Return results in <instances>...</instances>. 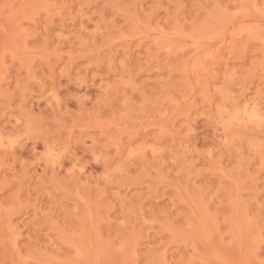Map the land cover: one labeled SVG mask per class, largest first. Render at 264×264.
I'll use <instances>...</instances> for the list:
<instances>
[{
    "label": "rangeland",
    "instance_id": "obj_1",
    "mask_svg": "<svg viewBox=\"0 0 264 264\" xmlns=\"http://www.w3.org/2000/svg\"><path fill=\"white\" fill-rule=\"evenodd\" d=\"M264 0H0V264L264 260Z\"/></svg>",
    "mask_w": 264,
    "mask_h": 264
},
{
    "label": "snow or ice",
    "instance_id": "obj_2",
    "mask_svg": "<svg viewBox=\"0 0 264 264\" xmlns=\"http://www.w3.org/2000/svg\"><path fill=\"white\" fill-rule=\"evenodd\" d=\"M262 127H264V121H262ZM260 264H264V260H262Z\"/></svg>",
    "mask_w": 264,
    "mask_h": 264
}]
</instances>
